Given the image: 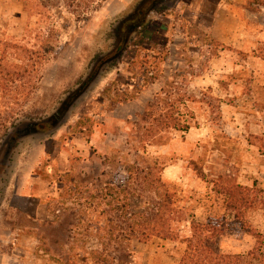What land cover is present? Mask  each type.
<instances>
[{
    "label": "rangeland",
    "instance_id": "374dc122",
    "mask_svg": "<svg viewBox=\"0 0 264 264\" xmlns=\"http://www.w3.org/2000/svg\"><path fill=\"white\" fill-rule=\"evenodd\" d=\"M140 1L0 0V73L13 77L0 88V143L49 119L2 179L0 264L115 257L95 237L100 212L150 213L167 192L186 215L181 239L192 221L217 222L224 254L264 264V0H172L72 104ZM159 178L163 190L148 186ZM237 185L251 197L241 211L227 194ZM185 249L132 243L134 264H180Z\"/></svg>",
    "mask_w": 264,
    "mask_h": 264
},
{
    "label": "trees",
    "instance_id": "16d2710c",
    "mask_svg": "<svg viewBox=\"0 0 264 264\" xmlns=\"http://www.w3.org/2000/svg\"><path fill=\"white\" fill-rule=\"evenodd\" d=\"M3 66L5 67L6 65L2 63L1 67ZM1 69L3 73L7 70L5 68ZM3 73H0L2 81L0 88L7 90L8 82H10L13 77L9 73L6 75ZM172 122L173 121H170V123L168 122L166 125L171 126ZM254 139L261 144L259 148L264 151V138L254 136ZM150 185L154 189L158 188V190H163L167 187V183H165L161 178L151 181V184H148V186ZM249 192L248 188L242 186L237 185L236 187H229L227 194L231 197V201L229 203L231 209L241 211L248 208L251 204ZM160 195L161 200L157 205H154V211L152 210L150 213L137 214L134 212L128 213L126 211L125 216H123V212H118L116 215H113L111 211L100 212L99 217L105 222H103V226L98 229L95 237L98 240L103 241L108 239L110 240L109 242H114L116 246H114L115 257H112V254L109 255V249H104V252L92 250L88 252V256H84L86 258L84 264H134L132 243L137 240L140 243L148 244L154 239H159L164 242L168 241L171 243H178V246L179 244L186 245L185 251H181L182 255L180 256L182 257L180 264L245 263V257H242L241 255H227L221 251L219 240L224 236V234L223 230L220 231V227L217 222L202 224L192 221L191 237L181 239L180 231L175 227V224L183 223L187 220L185 212L181 209H176L174 207V203H170L172 198L168 192L167 194L161 193ZM128 201L130 202V200ZM147 203L151 206L150 202ZM127 206L129 205L126 203L124 207L127 208ZM168 206H171L172 208L170 209ZM162 209H165V211L162 212ZM119 224H125V226H118ZM113 225H115V228L112 227ZM250 232L251 234H256L255 232ZM89 234L90 232L88 231V236ZM72 240L76 242L75 236ZM75 258L79 259L80 256L76 255Z\"/></svg>",
    "mask_w": 264,
    "mask_h": 264
},
{
    "label": "flooded vegetation",
    "instance_id": "af4514ba",
    "mask_svg": "<svg viewBox=\"0 0 264 264\" xmlns=\"http://www.w3.org/2000/svg\"><path fill=\"white\" fill-rule=\"evenodd\" d=\"M171 1L172 0H141L139 4L134 7L131 14L117 23L114 31V40L108 53L101 55V57L91 67L89 75H87L86 79H84L79 85L77 93H74V95L76 94L77 96L71 102L72 104L80 99L86 91H88L107 66L119 60L120 54L123 52L125 46L128 45L131 36L135 35L142 29V26L148 17L151 14L161 12L163 6L166 7V5H168ZM63 117L64 114H62V110L56 111L53 115V119L56 122L60 121ZM48 123L49 119L42 122L31 123L29 125V130L26 132L21 131L19 128H15L2 139L0 143V185L7 168L11 163V159L13 158V155L20 143L31 136L44 133L41 127Z\"/></svg>",
    "mask_w": 264,
    "mask_h": 264
},
{
    "label": "crops",
    "instance_id": "0c3cea01",
    "mask_svg": "<svg viewBox=\"0 0 264 264\" xmlns=\"http://www.w3.org/2000/svg\"><path fill=\"white\" fill-rule=\"evenodd\" d=\"M165 172H166V173H165V175H166L167 173H169V174H173L174 171H173V169H169V170H167V171H165ZM165 175H164V176H165ZM166 180H167V181H165V179H164V181H165V182H168V183H169V182H170V183L173 182V179H171L170 177L167 178ZM222 248H223V245H222ZM233 253H234V254H237L238 252H233Z\"/></svg>",
    "mask_w": 264,
    "mask_h": 264
}]
</instances>
